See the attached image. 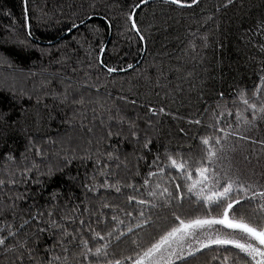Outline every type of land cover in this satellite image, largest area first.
Instances as JSON below:
<instances>
[{
    "label": "trees",
    "instance_id": "16d2710c",
    "mask_svg": "<svg viewBox=\"0 0 264 264\" xmlns=\"http://www.w3.org/2000/svg\"><path fill=\"white\" fill-rule=\"evenodd\" d=\"M135 2L0 0V56L7 57L11 64L0 63V112H10L11 119L19 121L7 130L6 136L0 133V178L6 179L9 170L15 171L13 162L5 159L11 152L15 165H20L25 155L29 166L35 161L40 171L29 175L33 181L38 178L42 182L0 187V202L26 193L32 197H26L27 204L35 205L33 212L51 210L56 204L58 214L74 215L76 226L79 219H84L101 234L115 226L113 215L123 219L125 225H134V217L141 210L152 220H157V214L170 220L168 209H150L133 202L126 208L132 217H125L119 209L125 208L129 195L150 199L147 186L142 187L145 178L152 181L153 188L159 183L173 190L177 181L170 182L169 177L177 174L166 170L161 176L154 158H163L165 152H198L200 138L213 132L209 125L214 123V115L218 117L224 111L219 126L231 124L235 128V113L243 111L239 90H247L251 99L264 75V51L260 50L264 33L259 27V22L264 21V0H234L231 5L228 0H200L190 9L149 0L135 9L145 41H140L126 24ZM93 4L94 9L90 7ZM73 23L78 27L73 28ZM107 67L117 70L108 73ZM81 98L83 104L78 102ZM194 120L201 123H190ZM130 123L136 125L139 141L130 134ZM109 131L112 136H108ZM118 132L120 135H116ZM249 135L264 139V122ZM149 139L150 150L143 148ZM30 141L42 149L41 155L35 154ZM230 142L248 149L238 151L234 163L249 175L254 171L253 180L264 183L260 145H249L238 137ZM110 152L120 159L109 160ZM65 157L75 159L65 167ZM97 160L104 162L107 167L103 171L112 175L100 176L102 165ZM48 167L64 168L67 175L58 171L52 178L40 175ZM149 172L158 175L149 177ZM69 175L77 179L70 181ZM94 175L98 183L105 179L115 183L119 179L122 191L100 188L88 192L83 185H91ZM124 184H132L138 191ZM52 192L59 193L55 201L51 200ZM104 201L112 207L101 208ZM85 207L91 215L83 211ZM194 207L186 196L178 211L187 215ZM27 211L24 207L21 214L27 217ZM101 213L97 222V214ZM166 223L161 220L160 228ZM158 230L146 227L137 231L146 243ZM120 248L130 249V244L125 242ZM213 249L198 253L193 264H220L212 258L235 254V250ZM43 255L41 249L37 259ZM14 261L15 254L0 249V264ZM25 264H29L27 257Z\"/></svg>",
    "mask_w": 264,
    "mask_h": 264
},
{
    "label": "snow or ice",
    "instance_id": "6c2138e0",
    "mask_svg": "<svg viewBox=\"0 0 264 264\" xmlns=\"http://www.w3.org/2000/svg\"><path fill=\"white\" fill-rule=\"evenodd\" d=\"M148 3L149 0H137L132 5L133 10L126 17L128 29L134 31L140 41H145L146 37L141 34L135 9ZM163 3L179 9H190L194 5H199L200 0H191L190 3L187 0H163ZM233 3L234 0H228V5ZM90 7L94 9L95 5ZM72 27L76 28L78 25L73 23ZM259 27L264 33V21L259 22ZM202 39L206 41L207 38ZM260 50L264 51V44L260 45ZM0 63L11 66L4 56H0ZM100 63L103 65V61ZM128 67L131 68L132 65ZM116 70L107 67L108 73ZM237 95L243 105V111L237 110L235 113V128L231 124H227V127L219 126L225 116V112L220 111L218 117L214 115V123L209 125L213 129L212 134L200 138L198 152L191 155L165 152L163 158L160 155L154 158L153 164L161 176L166 170H174L177 174L169 177L170 182L177 181L173 190L170 191L167 186H161L159 183L153 188L152 181L145 178L142 187L147 186V195L150 199H137L135 195H129L125 208L119 209L124 212L125 217H132V212L126 208L133 202L139 206H148L150 209H168L171 214L170 220L159 214L157 220H152L141 210L138 217H134L137 221L134 225L131 223L125 225L123 219L113 215L111 221L115 226L101 234L84 219H79L76 226L77 218L69 213L58 214L56 204H52L51 210L33 212L32 208L35 205L26 202V197L32 199L31 195L19 193L15 197H8V202H0V249L15 254L13 264H25V257L29 264H177V261L180 264H193L198 253L202 254L204 249H213V246H216V249L224 252L235 250L234 255L212 258L219 260L220 264H264V183L253 180L254 171L249 175L234 163L235 154L238 151L246 152L248 149L236 142H230L233 137H238L239 141L248 142L249 145L259 144L261 152L264 153V139L249 135L259 127L260 122H264V75L260 77V84L255 87L251 99L244 89L239 90ZM28 99L31 100L32 97L29 96ZM64 99H67V88ZM36 102L39 104V99ZM78 102L83 104V98ZM131 103L135 104V101ZM233 103L235 104V101ZM159 111L163 112L164 109L161 108ZM227 115L231 116L232 112L228 111ZM190 123L200 124L201 121L194 120ZM16 124H19V121L12 120L10 112H0V133L6 136L7 130ZM135 128L134 123L129 124L130 134L139 141ZM112 135L113 133L109 131L108 136ZM151 143L150 139L146 140L143 148L149 149ZM30 144L35 149V154L41 155L42 149L36 148L31 141ZM244 158L248 160V156ZM5 159L13 162L15 171L9 170L6 179L0 178V187L17 183H25L26 186L32 182L37 185L42 183L38 178L33 181L29 175L39 172L40 169L35 161H32L30 166L25 163L28 160L26 155L23 156L20 165H15L16 158L11 152L7 153ZM72 159L65 157V167L71 164ZM108 159L119 160L120 157L110 152ZM97 163L102 165L100 176L107 178L112 175L111 172L103 171V167H107L104 162L97 160ZM161 163L163 167H160ZM57 171L67 175L64 168L52 167H48V170L41 172L40 175L52 178ZM136 175H139V172ZM148 175L156 177L158 172H149ZM68 179L75 181L77 177L69 175ZM261 179L264 180V171L261 173ZM92 180L91 185H83L88 192L98 191L100 188L114 189L116 193L122 191L119 179L115 183L107 179L98 183L94 175ZM124 187L132 188L134 192L138 191L132 184H124ZM186 196L188 202L193 203L195 207L192 213L182 215L178 210L183 208ZM58 197L59 193H51L52 201ZM17 201L21 203L18 204ZM24 207L28 210L27 217L21 214ZM100 207L112 206L104 201ZM135 210L134 208L133 211ZM83 211L90 213L87 207ZM100 215L102 213L97 214V222ZM161 220L167 221L162 228L159 226ZM121 226L126 227V231L122 230ZM69 227H72L71 231ZM146 227H157L159 230L156 236H152L145 243L137 230ZM125 242L130 244V249L120 248ZM229 245L231 249L227 247ZM41 249L44 255L37 259Z\"/></svg>",
    "mask_w": 264,
    "mask_h": 264
},
{
    "label": "rangeland",
    "instance_id": "374dc122",
    "mask_svg": "<svg viewBox=\"0 0 264 264\" xmlns=\"http://www.w3.org/2000/svg\"><path fill=\"white\" fill-rule=\"evenodd\" d=\"M230 246V245H229Z\"/></svg>",
    "mask_w": 264,
    "mask_h": 264
}]
</instances>
